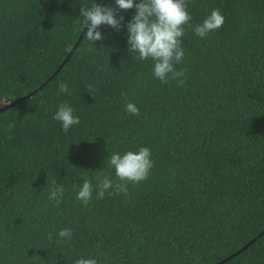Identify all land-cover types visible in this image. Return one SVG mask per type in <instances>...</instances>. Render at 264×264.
Returning a JSON list of instances; mask_svg holds the SVG:
<instances>
[{
  "label": "trees",
  "instance_id": "obj_1",
  "mask_svg": "<svg viewBox=\"0 0 264 264\" xmlns=\"http://www.w3.org/2000/svg\"><path fill=\"white\" fill-rule=\"evenodd\" d=\"M89 2L0 0V106L52 74ZM186 3L189 25L212 9L224 22L203 38L185 27L182 85L126 50L123 23L101 26L95 47L82 36L39 91L0 112V264H214L264 228V0ZM62 101L80 118L67 132L51 118ZM136 146L150 149L146 179L75 199L81 177L115 182L106 156ZM54 179L65 188L58 205L47 200ZM63 227L70 240H57ZM221 264H264V233Z\"/></svg>",
  "mask_w": 264,
  "mask_h": 264
},
{
  "label": "clouds",
  "instance_id": "obj_2",
  "mask_svg": "<svg viewBox=\"0 0 264 264\" xmlns=\"http://www.w3.org/2000/svg\"><path fill=\"white\" fill-rule=\"evenodd\" d=\"M127 9L134 11L125 20L120 11ZM77 14L80 17V33L92 47H95L94 41L103 39L101 26L119 31L123 23L126 50L135 53L138 60L149 59L151 74L155 79L164 84L175 80L177 86L184 82V70H177L175 65L184 57L181 37L185 27L190 26L194 35L203 38L224 22L222 13L218 9H212L199 23L189 25L191 15L186 0H112V4L90 0L88 4L79 6ZM57 89L65 95L70 93L66 82H58ZM124 111L136 115L139 109L129 101L124 104ZM51 118L65 132L78 124L80 119L66 101L56 105ZM150 156V149L146 146L108 153L107 165L112 169L115 182L102 174H97L91 180L81 177L80 183L73 185L75 199L86 205L92 199L93 191L96 198H103L106 193H127V183L135 184L147 178L153 163ZM64 191V185L56 183L54 179L49 185L47 200L58 205ZM55 236L57 240H70L72 229L60 228ZM51 238L52 234L49 233V239ZM72 264H97V259L94 256H78Z\"/></svg>",
  "mask_w": 264,
  "mask_h": 264
},
{
  "label": "water",
  "instance_id": "obj_3",
  "mask_svg": "<svg viewBox=\"0 0 264 264\" xmlns=\"http://www.w3.org/2000/svg\"><path fill=\"white\" fill-rule=\"evenodd\" d=\"M106 1L107 0H102L101 2L105 3ZM81 38H82V32L79 33L77 39L73 43L72 47L70 48V50L68 51L66 56L63 58V60L60 62V64L57 66V68L52 72V74L47 79L42 81L34 90L30 91L29 93H27V94H25V95H23L21 97H18L17 99H14V100H12L10 102H7V103L3 104L2 106H0V112L5 110V109H7V108H9V107H12L13 105L19 103L20 101L24 100L27 97L32 96L35 92L39 91L40 88L43 87L60 70V68L67 61V59L69 58L71 53L76 48V46L79 43ZM263 233H264V228L258 234H256L253 238H251L248 242H246L243 246H241L240 248L235 250L233 253L229 254L228 256L224 257L223 259H221L220 261H218V262H216L214 264H221V263L231 259L233 256L237 255L238 253L243 251L245 248H247L254 240H256L258 237H260Z\"/></svg>",
  "mask_w": 264,
  "mask_h": 264
}]
</instances>
